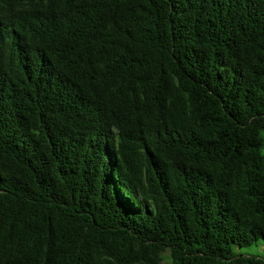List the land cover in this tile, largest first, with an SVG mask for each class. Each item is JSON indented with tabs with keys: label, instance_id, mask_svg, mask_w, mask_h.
I'll return each instance as SVG.
<instances>
[{
	"label": "trees",
	"instance_id": "16d2710c",
	"mask_svg": "<svg viewBox=\"0 0 264 264\" xmlns=\"http://www.w3.org/2000/svg\"><path fill=\"white\" fill-rule=\"evenodd\" d=\"M264 0H0V264H264Z\"/></svg>",
	"mask_w": 264,
	"mask_h": 264
},
{
	"label": "rangeland",
	"instance_id": "374dc122",
	"mask_svg": "<svg viewBox=\"0 0 264 264\" xmlns=\"http://www.w3.org/2000/svg\"><path fill=\"white\" fill-rule=\"evenodd\" d=\"M236 251L242 254H259L264 258V242L259 246L252 245L243 248H236Z\"/></svg>",
	"mask_w": 264,
	"mask_h": 264
}]
</instances>
